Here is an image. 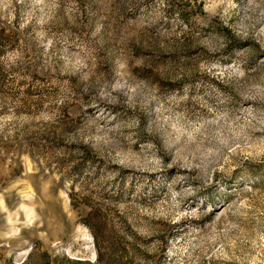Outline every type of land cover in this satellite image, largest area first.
Returning a JSON list of instances; mask_svg holds the SVG:
<instances>
[{"label": "rangeland", "instance_id": "rangeland-1", "mask_svg": "<svg viewBox=\"0 0 264 264\" xmlns=\"http://www.w3.org/2000/svg\"><path fill=\"white\" fill-rule=\"evenodd\" d=\"M0 264H264V0H0Z\"/></svg>", "mask_w": 264, "mask_h": 264}, {"label": "trees", "instance_id": "trees-1", "mask_svg": "<svg viewBox=\"0 0 264 264\" xmlns=\"http://www.w3.org/2000/svg\"><path fill=\"white\" fill-rule=\"evenodd\" d=\"M90 225H91L92 227H94V225H93L92 223H90Z\"/></svg>", "mask_w": 264, "mask_h": 264}]
</instances>
